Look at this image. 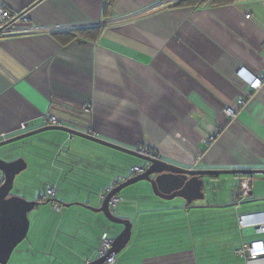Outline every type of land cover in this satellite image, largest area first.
Instances as JSON below:
<instances>
[{
    "label": "crops",
    "instance_id": "1",
    "mask_svg": "<svg viewBox=\"0 0 264 264\" xmlns=\"http://www.w3.org/2000/svg\"><path fill=\"white\" fill-rule=\"evenodd\" d=\"M1 9L16 15L17 25L0 36V142L44 127L51 113L70 120L66 127L135 151L146 145L184 168L264 169V82L238 105L250 91L238 71L264 75V0L222 6L211 0L195 6L177 0H0ZM80 29L84 37L70 40ZM15 148L52 152L44 189L57 187L61 207L79 201L98 208L107 188L129 177L123 165L114 166L118 151L65 132L48 131ZM8 151L4 146L0 155ZM85 154L93 160L80 161ZM255 177L246 179L252 184L249 199H231L240 215L260 211V205L243 206L262 194ZM237 183L239 188L242 181ZM43 191L33 199L39 201ZM195 201L173 207L183 213L180 220H195L197 210L209 207ZM129 208L122 207L119 216L130 218L140 209ZM150 211L136 215L134 239L114 264H199L191 249L170 247L175 240L163 229L175 226V216L166 225L169 216ZM240 215L243 245L257 236L249 229L252 237L245 241ZM154 216L162 227L153 224ZM96 218L103 221L97 241L109 228L121 232L101 215ZM82 236L90 239L86 232L72 235L84 244L80 256L87 262L94 252ZM36 249L37 256L48 253Z\"/></svg>",
    "mask_w": 264,
    "mask_h": 264
},
{
    "label": "rangeland",
    "instance_id": "2",
    "mask_svg": "<svg viewBox=\"0 0 264 264\" xmlns=\"http://www.w3.org/2000/svg\"><path fill=\"white\" fill-rule=\"evenodd\" d=\"M45 126L49 125L45 124ZM45 133H48V131L43 132L40 135ZM30 138L32 137L25 140H29ZM25 140H20L9 146L13 145L15 148L20 142ZM12 153V157L19 156V159L26 162L27 168L16 176L11 195L25 197L28 201H36V199L33 198L39 196L41 189L44 190L42 192L44 194L47 190V188L44 189V186L50 168L47 167L46 164L47 162H52L49 158L52 152ZM115 154V162L117 163L118 161V163L114 166L123 165L125 169L123 172L129 177L132 173L131 168L133 167L130 166V164L146 165L143 160L119 151ZM60 155L64 156V154ZM80 156L81 158L79 160L85 163H87L86 160L90 162L93 160L91 157L88 158L89 156L86 154ZM7 159H11V157H7ZM251 178V176H246V179L248 180ZM239 179L235 175H221L219 178L213 180L208 179L211 186L207 189L205 198L195 202L203 206L209 205V207L202 209L207 210L205 212L197 210L195 220L192 217L191 219L187 217L186 220H180V218H183V213L180 214L179 212L181 210L173 208L178 204L181 206L185 201L183 198L176 197L172 200L161 199L156 196L152 184L147 181H140L123 189L120 193L122 199L121 203L118 207H112L113 215L118 218H123L119 216L122 207L127 211L129 207L131 210L138 207L140 208L139 210H135L126 216H130V218L123 219H132L131 222L134 224L133 220L136 215H144L147 211L153 210L149 213L153 212L158 214V216H169V218L165 220L166 225L175 216L177 219H173L175 226L163 229L165 235H168L175 240L174 244H170L171 248L174 250L191 249L195 252L196 259L200 262L199 264H201V262H205L203 264H247V262L234 254V251L242 244V234L240 235L238 230V216L240 214H238V211L236 210L237 206L232 202L233 190L237 188V181ZM255 179V187L258 188L262 194L260 198H253L243 206L260 205L257 210H261L264 209V176H258L255 177ZM29 183L33 186L29 187ZM244 184L245 182L242 180V185ZM123 197L125 198V201L123 200ZM73 204L75 205H72L69 208H65L62 205V208L57 211L56 206L49 202L44 203L39 208L37 207L30 212V228L28 235L26 239L14 249L8 264H84V257L80 256L85 252L84 250H80V248L84 247V244L80 243L78 240L75 241L72 235H75V233L77 235H82L85 232L89 233L88 237L90 239L83 236L79 239L81 242L87 243L93 247L92 252H94L93 257H95V248L100 242L96 239L99 233L103 232V230L101 232L100 227L103 224V221L96 217L101 215L107 224L115 227H122V230L124 228L122 225L110 222L103 213L93 212L86 207L97 208L93 205L84 204L79 201H75ZM142 208L146 209V212H143ZM79 212H85L89 214V217L82 216ZM65 213H67V216H65L66 222H64L65 219L63 220ZM158 216H154L153 224H156L157 227H162L158 225L160 223L159 220H157ZM156 225H152V227H155L156 229ZM191 227H194L196 230V235L194 232H191ZM142 228L144 229L143 226ZM151 232L153 233L156 231ZM251 232L252 230L249 229L243 231L245 241H248L252 237ZM108 233L111 238L116 236V234H114L115 232L111 231V228L108 229ZM134 233L135 229L133 226L132 237L129 244H131L134 239ZM153 239L156 240L154 237ZM153 243L155 242H152L151 244ZM32 247L33 249H31ZM36 247L46 250L48 253H43L42 256H37L35 254V250H37ZM164 249L169 250L170 248L164 245ZM118 255H120V253Z\"/></svg>",
    "mask_w": 264,
    "mask_h": 264
},
{
    "label": "water",
    "instance_id": "3",
    "mask_svg": "<svg viewBox=\"0 0 264 264\" xmlns=\"http://www.w3.org/2000/svg\"><path fill=\"white\" fill-rule=\"evenodd\" d=\"M47 131L65 132L73 137L88 140L136 157L146 163L141 174L131 175L128 178L121 179L122 181L116 180L119 183L104 197L100 207L92 208L86 206L93 212L103 213L110 222L124 226L123 230L112 238L113 244L109 254L118 255L121 253L132 237L133 223L131 220L118 218L113 215L111 210L112 199H119L122 190L128 186L140 181H147L152 184L157 197L164 200L180 197L190 205L194 200L204 199L205 177L219 178L221 175L264 176V169H187L164 161L160 157L145 156L135 150L124 148L100 139L96 135H90L70 127L44 126L2 141L0 142V148ZM10 152L0 155V171L4 176V180L0 184V264H8L14 249L26 239L30 228L29 213L41 204L39 201H28L23 197L11 195L16 176L27 168V164L19 158L7 159V157H12V152H15V150L11 149ZM49 202L48 200L47 203ZM72 205L63 204L65 207H71ZM105 261L106 257L98 258L96 256V259L88 261L86 264H105Z\"/></svg>",
    "mask_w": 264,
    "mask_h": 264
},
{
    "label": "built area",
    "instance_id": "4",
    "mask_svg": "<svg viewBox=\"0 0 264 264\" xmlns=\"http://www.w3.org/2000/svg\"><path fill=\"white\" fill-rule=\"evenodd\" d=\"M110 2L113 0H109ZM247 18L250 17V15L246 16ZM12 20V14L9 13V11H5L3 9L0 10V36L3 35L4 32L10 29H15L16 25L15 23H11ZM5 28V29H4ZM238 74L240 75L242 81L246 83L249 87L250 91H246L244 98H240L238 101V105L240 107H243L246 103V100L250 99L252 97V92L258 90L261 85L264 82V75H254L249 73L248 71H244L243 69H240L238 71ZM89 106L84 107V111H88ZM226 114L230 116H235V111L231 109H227L225 111ZM70 120H64L61 117L48 113L45 117V124L49 126H58V127H66L68 124H70ZM67 124V125H66ZM70 126V125H69ZM68 126V127H69ZM23 129L26 128L25 124L22 126ZM90 135H94L93 133ZM1 138H4V134H0ZM206 144H209L206 142ZM140 154H143L145 156H149L150 152H139ZM131 172L133 175L135 174H141L143 172V168L134 166L131 168ZM110 187L107 192L111 191ZM251 184L249 182L245 181L244 185H241L239 188L235 189L233 192V198L237 201H241L243 199H246L251 190ZM57 193V187L55 185H49L47 188L46 194L43 196V199L46 197L53 198L56 196ZM121 197L119 199L114 198L111 201V206H117L119 202H121ZM124 200V199H123ZM56 210L59 211L61 209V206L59 204H55ZM239 226L241 229H252L257 236L255 240H252L248 243H244L240 248L235 250V254L240 257L241 259H244L247 264H264V209L256 212H250L243 215H240L239 217ZM99 245L97 247V257L103 258L106 257L105 264H114L116 262V255L115 254H109L110 250L112 249L113 240L108 235V233H103L99 240Z\"/></svg>",
    "mask_w": 264,
    "mask_h": 264
},
{
    "label": "flooded vegetation",
    "instance_id": "5",
    "mask_svg": "<svg viewBox=\"0 0 264 264\" xmlns=\"http://www.w3.org/2000/svg\"><path fill=\"white\" fill-rule=\"evenodd\" d=\"M88 134H92V132H90V133H88ZM209 144H207V145H210L211 144V141L209 140V141H207ZM11 149H13V150H15V148L13 147V145L12 146H10V150ZM137 152H150V155L149 156H152V157H156V155L154 154V151L152 150V149H150L148 146H146V145H141L139 148H138V150H136ZM153 152V153H152ZM187 169H194V170H208V169H197V168H187ZM144 171V170H143ZM251 177H253V176H251ZM209 178H204V187H203V192H204V194H205V196H206V194H207V189L211 186V184L209 183V180H208ZM212 180L213 179H215V178H211ZM210 179V180H211ZM240 180L242 181H244L245 182V180H246V176H241L240 177ZM122 181V180H121ZM247 182H249V181H247ZM117 183H119V181H114L113 182V184L110 186V187H112L111 188V190L115 187V186H117ZM251 182H249V184H250ZM252 186V185H251ZM109 187V188H110ZM48 188V187H47ZM109 188H107V190H106V195L108 194V193H110V192H107L108 191V189ZM46 192H47V190H46ZM46 194V193H45ZM44 194V195H45ZM44 195H41L40 196V199H39V202L41 203V204H39L38 206H36V208L38 207H40L42 204H44V203H47V201L49 200L52 204H57L55 201V197H53V198H50V197H46L45 196V198L43 199V196ZM105 195V196H106ZM105 196H103V199H104V197ZM119 197H121L120 195H119ZM205 198V197H204ZM123 199L125 200V198L123 197ZM111 201V200H110ZM55 206V205H54ZM61 206V205H60ZM111 210H113L112 209V206H111ZM96 256H97V254H96ZM96 256L93 258V259H91L90 261H92V260H94V259H96ZM88 262V261H87ZM87 262H85L84 264H86Z\"/></svg>",
    "mask_w": 264,
    "mask_h": 264
},
{
    "label": "trees",
    "instance_id": "6",
    "mask_svg": "<svg viewBox=\"0 0 264 264\" xmlns=\"http://www.w3.org/2000/svg\"><path fill=\"white\" fill-rule=\"evenodd\" d=\"M179 3H183V2H187L189 4H192V5H204L206 4L209 0H177ZM37 2V1H36ZM212 4L213 5H228V4H231L233 2V0H211ZM84 31L83 29H80V30H77L75 33L71 34L70 36V40H76V39H79L81 37H84ZM134 167V166H133ZM131 175H133V173H131ZM236 177H241V176H236ZM210 178V177H209ZM211 179V178H210ZM2 183V182H1ZM246 199H249L246 198ZM248 202V201H247ZM250 202V201H249ZM62 208V207H61ZM113 209V208H112ZM242 246V245H241ZM240 248V247H239ZM238 249V248H237ZM236 249V250H237ZM235 252V251H234ZM235 254V253H234ZM236 255V254H235ZM237 256V255H236ZM238 257V256H237ZM240 258V257H239Z\"/></svg>",
    "mask_w": 264,
    "mask_h": 264
},
{
    "label": "bare ground",
    "instance_id": "7",
    "mask_svg": "<svg viewBox=\"0 0 264 264\" xmlns=\"http://www.w3.org/2000/svg\"><path fill=\"white\" fill-rule=\"evenodd\" d=\"M16 17H17L16 15H12V20H11V23H15V21H16V20H15V19H16ZM4 29H5V28H4Z\"/></svg>",
    "mask_w": 264,
    "mask_h": 264
}]
</instances>
